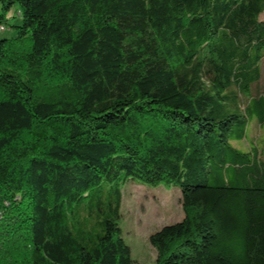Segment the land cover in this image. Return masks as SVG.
<instances>
[{
  "label": "trees",
  "instance_id": "trees-1",
  "mask_svg": "<svg viewBox=\"0 0 264 264\" xmlns=\"http://www.w3.org/2000/svg\"><path fill=\"white\" fill-rule=\"evenodd\" d=\"M0 6V264H134L130 180L181 189L155 264H264V0Z\"/></svg>",
  "mask_w": 264,
  "mask_h": 264
},
{
  "label": "rangeland",
  "instance_id": "rangeland-1",
  "mask_svg": "<svg viewBox=\"0 0 264 264\" xmlns=\"http://www.w3.org/2000/svg\"><path fill=\"white\" fill-rule=\"evenodd\" d=\"M15 9H12L8 17H11L12 24H21V15L13 17ZM261 18H264V14ZM14 35V28L0 32V38ZM260 85L264 88V76ZM263 140L264 129L254 120L249 123L247 138L244 141L234 140L233 145L247 149L253 142L263 146ZM122 191L120 225L123 238L131 247L134 264H155L157 252L149 241L150 235L164 225L180 221L184 217L181 189L176 184H152L130 180L122 185Z\"/></svg>",
  "mask_w": 264,
  "mask_h": 264
}]
</instances>
